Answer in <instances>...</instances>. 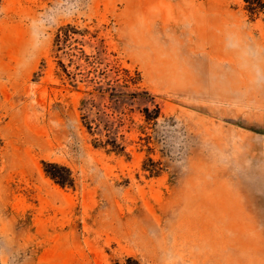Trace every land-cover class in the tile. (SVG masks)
<instances>
[{"label":"rangeland","instance_id":"obj_1","mask_svg":"<svg viewBox=\"0 0 264 264\" xmlns=\"http://www.w3.org/2000/svg\"><path fill=\"white\" fill-rule=\"evenodd\" d=\"M0 264H264V16L0 0Z\"/></svg>","mask_w":264,"mask_h":264},{"label":"trees","instance_id":"obj_2","mask_svg":"<svg viewBox=\"0 0 264 264\" xmlns=\"http://www.w3.org/2000/svg\"><path fill=\"white\" fill-rule=\"evenodd\" d=\"M242 2L243 9L251 18H255L260 14L264 16V0H242ZM144 114L146 118L150 116L147 108L144 109ZM109 144L113 151L119 152L122 150V147L115 143V141ZM44 170L56 183L60 185L71 184L72 179L70 178V172L67 167L57 163H44Z\"/></svg>","mask_w":264,"mask_h":264}]
</instances>
